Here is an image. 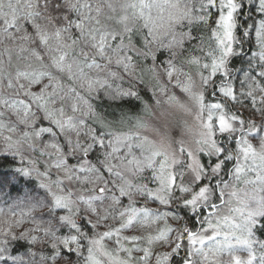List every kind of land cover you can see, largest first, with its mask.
I'll list each match as a JSON object with an SVG mask.
<instances>
[{
	"label": "snow or ice",
	"instance_id": "obj_1",
	"mask_svg": "<svg viewBox=\"0 0 264 264\" xmlns=\"http://www.w3.org/2000/svg\"><path fill=\"white\" fill-rule=\"evenodd\" d=\"M241 6L0 0V150L17 156L47 190L49 215L61 210L59 230L32 217L34 227L21 234L51 236L52 252L40 253V264L61 257L66 264H264V119L257 120L264 114V18L255 30L262 70L237 87L229 62ZM160 52L168 58L158 62ZM145 82L168 103H179L169 85L195 101L204 130L196 151L180 144L179 155L169 156L153 148L134 131L144 126L139 116L115 123L100 117L92 101L101 94L134 97L151 112L136 90ZM209 92L216 99L208 101ZM43 206L33 203L16 226ZM185 209L194 214L190 222L178 214ZM12 240V227L0 233V256ZM36 255L10 258L33 264Z\"/></svg>",
	"mask_w": 264,
	"mask_h": 264
},
{
	"label": "clouds",
	"instance_id": "obj_2",
	"mask_svg": "<svg viewBox=\"0 0 264 264\" xmlns=\"http://www.w3.org/2000/svg\"><path fill=\"white\" fill-rule=\"evenodd\" d=\"M146 86H150L148 82L144 83ZM172 90L170 89V92ZM108 101H116L104 96ZM159 98L161 103L157 105L150 100H146L148 104L152 106L151 112L143 111L142 108L135 116H139L143 121L144 126L134 128V131L139 132L141 136H146L152 142V147L161 151L162 153H167L169 156L173 154L179 155L178 149L180 144H183L185 148H191L196 151L199 147L197 141L200 139L202 132L204 131L201 126V121L198 119V107L193 99H191L187 94L182 93L178 96L179 103L172 102L168 103L166 98L163 96L155 97V100ZM183 104L184 107L180 105ZM97 110V109H96ZM97 112L100 117L106 122H117L120 118H109L108 114L102 111ZM264 119V114L258 115V122ZM261 143H264V133L261 134ZM0 143H3L0 141ZM95 188L96 185H91ZM25 194V201L23 204H18L15 208H9L8 210L0 209V233H3L5 229L12 227L13 231L17 234V240L25 242V247L19 249L14 255H26L29 250L37 253L33 264H40V253L49 255L52 252L51 236H45L41 232L28 233L23 238L22 233H25L27 229L34 227L32 223V217L42 218L45 222H51L54 224L55 213L49 215L51 205L43 199H33L28 200ZM139 198V197H137ZM37 201H44L45 206L37 207L33 212L32 216L24 215L25 223L22 226H16V220H18L22 214H26L31 205ZM148 203V201H145ZM15 209V210H13ZM12 213H15L13 216ZM57 230H59V225H55ZM31 235H36L39 239L35 244L30 243L29 237ZM7 255V254H6ZM0 264H6V261H0ZM7 264H12V261H7ZM56 264H66V259L61 257Z\"/></svg>",
	"mask_w": 264,
	"mask_h": 264
},
{
	"label": "trees",
	"instance_id": "obj_3",
	"mask_svg": "<svg viewBox=\"0 0 264 264\" xmlns=\"http://www.w3.org/2000/svg\"><path fill=\"white\" fill-rule=\"evenodd\" d=\"M241 8L238 15V37L240 41V49L242 51L235 53L229 62V71L232 79L245 71L246 61L254 49V37L257 22L259 20V13L256 12V0H241ZM167 57L166 52L158 53V62ZM127 86V85H125ZM137 91L142 100L150 99V92L147 87L137 84ZM93 104L98 111H102L109 115V118H120L122 116H135L142 108V103L134 97L124 98L116 101H108L101 94L99 97L93 98ZM43 126H47V121L43 122ZM97 153L93 152L89 159L95 162ZM206 159V158H205ZM233 162H228L227 169L232 167ZM21 161L12 152L0 150V209L8 210L15 208L18 204H23L25 201V194L28 200L43 199L50 200V194L44 189L39 180L32 175L25 174L22 170ZM15 210V209H13ZM54 213L57 211L53 210ZM185 212L187 216H185ZM185 218L189 219L194 216L192 212L185 209L181 211ZM84 229L90 231L91 229L82 224ZM198 224H196V228ZM259 227H264L261 225ZM67 234V229H63ZM25 247V242L12 240L8 245V255L0 256V261H12L10 256L13 250L17 251ZM183 253L179 254L182 255ZM177 256V261L182 260V256ZM180 257V258H179Z\"/></svg>",
	"mask_w": 264,
	"mask_h": 264
},
{
	"label": "rangeland",
	"instance_id": "obj_4",
	"mask_svg": "<svg viewBox=\"0 0 264 264\" xmlns=\"http://www.w3.org/2000/svg\"><path fill=\"white\" fill-rule=\"evenodd\" d=\"M256 4H257V6H256V12L257 13H259L258 15H259V20H258V22H257V25H258V23H259V21H260V19L261 18H264V12H261L260 11V6H259V2H258V0H256ZM240 10V9H239ZM214 13L216 12V10L215 9H213L212 10ZM240 13H239V11H238V14H237V19H238V15H239ZM237 36H238V34H237ZM238 49H237V52L236 53H238V52H240V51H242L241 49H240V41H239V37H238ZM258 47H259V45H258V43H257V41H256V37H254V49H253V51H252V53L249 55V57H247L246 59H245V61H246V65H245V71H243L240 75H237L236 77H235V79L233 78L232 80H233V83L234 84H236L237 85V87H239L240 85H242L243 83H244V76H245V74H249V75H251V74H253V73H255V75H257V76H259V74H260V71L262 70L261 69V66H260V64L258 63V61H257V59H256V57H255V54H256V52H257V50H258ZM197 54H199V53H197ZM168 57H166V58H164V59H162L161 61H163V60H166ZM143 87H144V85L145 84H141ZM146 86V85H145ZM147 87V89L149 90V92H150V94H151V96H150V99H144V101H146V100H150V101H152V102H154L155 101V97L152 95V89H151V87L150 86H146ZM169 87H170V89L173 91V92H175L176 93V95L177 96H181L182 95V92H181V90L180 89H178V88H174V87H172V85H169ZM138 88H136V90H137ZM207 95V100L208 101H212V100H214V99H216V97H213L211 94H210V92L208 93V94H206ZM121 130H124V131H127V128H122ZM97 158V157H96ZM71 163H76V161L75 160H72L71 161ZM234 163V162H233ZM233 166V165H232ZM231 167H229L228 169H230ZM53 210H55V211H57V212H59V211H61V210H58V209H53ZM207 211L208 210H204V213L203 214H207ZM178 214H180L181 216H184L181 212H179ZM185 217V216H184ZM186 219V221H189V219H187V218H185ZM81 223L82 224H84V226H87V227H89L90 228V226L87 224V221H86V217H82L81 218ZM198 224V223H197ZM190 226H191V224H190ZM200 227V225L198 224V227L197 228H199ZM85 231H87L86 229H84ZM67 231H68V229H67ZM183 255V254H182ZM182 255H179V256H182ZM180 258V257H179ZM183 258V257H182Z\"/></svg>",
	"mask_w": 264,
	"mask_h": 264
}]
</instances>
